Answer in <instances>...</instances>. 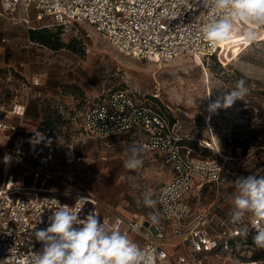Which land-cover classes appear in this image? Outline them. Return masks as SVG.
I'll return each instance as SVG.
<instances>
[{
    "label": "built area",
    "instance_id": "obj_1",
    "mask_svg": "<svg viewBox=\"0 0 264 264\" xmlns=\"http://www.w3.org/2000/svg\"><path fill=\"white\" fill-rule=\"evenodd\" d=\"M0 7V15L7 21L15 25L25 23L28 29L35 28L30 18L32 12L36 20L48 16L60 24L85 25L91 29L85 30L86 38L96 33L119 53L139 60L164 63L178 56L217 58L216 53L222 50L221 44L214 47L204 39L202 29L216 12L203 7L202 0H0ZM234 28L241 34L254 33V39L242 46L264 39V25L237 21ZM6 41L0 31V43ZM221 91L230 89L207 96L204 122L209 130L208 102ZM149 95L141 96L127 89L101 93L82 111L78 129L84 137L106 145L124 135L134 136L145 150L159 154L169 177L154 198L160 216L158 224L143 217L120 216L95 195L87 192L89 196H83L86 191L48 189V176L42 172L56 151V138L52 133H39L36 138H30L21 121L34 95L30 92L25 100H14L8 114L20 122L0 121V143L12 136L10 161L0 185V264H29L33 254L42 247L33 233L48 226L49 216L57 210L54 199L72 207L78 197L88 199L79 214L81 218L94 210L109 229L126 234L154 257L153 264H204L210 257L223 259L237 254L242 246L251 245L255 235L252 215L244 217L242 223L233 224L231 215H220L219 205L210 204L200 213L192 212L197 192L211 185L216 190L222 187L221 174L228 156L220 152L212 138L201 140L200 145L216 152L217 157L189 156L184 151L183 136L172 122L173 110L167 104L164 107L159 104V86ZM30 152L36 155V165L30 175L33 184L25 185L16 181L9 170ZM258 152L264 154V146H255L251 152L256 156L251 164V174L255 175L264 174V160L257 156ZM64 160L66 163L80 160L71 143L66 144ZM230 174L235 176L236 172ZM245 227L249 231L247 237L243 234Z\"/></svg>",
    "mask_w": 264,
    "mask_h": 264
},
{
    "label": "rangeland",
    "instance_id": "obj_2",
    "mask_svg": "<svg viewBox=\"0 0 264 264\" xmlns=\"http://www.w3.org/2000/svg\"><path fill=\"white\" fill-rule=\"evenodd\" d=\"M16 17L20 19L22 15ZM30 18L36 31L47 29L54 34L52 42L59 39L62 46L53 49L33 41L29 33L34 29H28L25 23L12 24L0 15L1 35L7 38L0 43V120L19 123L18 118L8 114L14 100H25L30 92L41 94L40 118L34 124V119L26 121L24 116L21 124L33 139L40 133L43 116L51 114L55 120L52 134L56 151L42 172L50 177L48 182H55L65 191L91 193L120 216L149 219V214L157 209L156 205L145 207L143 195L147 193L154 200L169 177L159 154L144 149L142 166L128 170L124 167L126 150L139 142L136 137L124 135L109 145L101 144L80 134L78 124L82 111L101 93L127 89L147 97L159 86V104H167L173 110L171 119L183 136L184 151L195 158H215L216 152L200 145L201 140L212 138L220 152L228 156L221 174L222 187L216 190L211 185L197 192L192 201L193 214L212 204L219 205L220 215H231L236 191L232 181L251 174V164L256 161L252 149L264 146V39L242 46L247 43L244 34L234 28L231 42L221 44L222 50L216 53L218 59L178 56L163 63L123 55L96 33L86 38L85 30L91 29L85 25L60 24L48 16L36 20L34 12ZM240 79L246 81L249 94L244 100L211 113V128L207 129L204 121L208 94L231 90ZM6 114L9 119H5ZM10 139L0 143V185L5 174V154L12 149ZM69 143L79 162H65ZM257 156L264 160L261 152ZM35 165L36 155L30 152L9 171L16 181L31 185ZM234 171L236 175L232 176ZM204 264H264V249L257 248L251 240V245L242 246L237 254L223 259L210 257Z\"/></svg>",
    "mask_w": 264,
    "mask_h": 264
},
{
    "label": "clouds",
    "instance_id": "obj_3",
    "mask_svg": "<svg viewBox=\"0 0 264 264\" xmlns=\"http://www.w3.org/2000/svg\"><path fill=\"white\" fill-rule=\"evenodd\" d=\"M202 5L216 12V16L202 29L204 39L214 47L231 42L237 21L264 25V0H202ZM252 39L253 32L244 34L246 42ZM248 94L246 81L240 79L230 91H221L215 95V99H209L207 111L215 113L221 107L228 108L235 101L244 100ZM126 152L124 167L128 170L140 168L143 164V146L134 142ZM9 161L10 157L5 155L4 162ZM232 183L236 191L233 194L235 208L231 213V222L242 223L245 215L250 213L255 218L252 241L257 248L264 249V174L237 176ZM54 201L57 210L49 216L48 226L33 233L42 247L33 254L29 264H153L154 257L146 254L126 234L109 229L94 210L81 218L79 214L88 203L86 197H78L72 207ZM156 203L149 194L143 195L145 207L154 208ZM149 221L158 224L159 214L150 213ZM243 234L245 237L249 234L246 227Z\"/></svg>",
    "mask_w": 264,
    "mask_h": 264
},
{
    "label": "trees",
    "instance_id": "obj_4",
    "mask_svg": "<svg viewBox=\"0 0 264 264\" xmlns=\"http://www.w3.org/2000/svg\"><path fill=\"white\" fill-rule=\"evenodd\" d=\"M53 33L49 32L47 29L43 28L38 31L31 30L29 33V37L31 40L39 42L41 44L47 45L49 47H53V49H58L62 46V42L59 39L55 43L52 42ZM55 120L52 118V115L43 116V121L39 124L38 131L40 133H52L54 128ZM129 136V135H126Z\"/></svg>",
    "mask_w": 264,
    "mask_h": 264
},
{
    "label": "crops",
    "instance_id": "obj_5",
    "mask_svg": "<svg viewBox=\"0 0 264 264\" xmlns=\"http://www.w3.org/2000/svg\"><path fill=\"white\" fill-rule=\"evenodd\" d=\"M41 101H42V97H41V94L38 93L36 95L33 96L32 99H30V102L28 105H26V109H25V116L27 117L26 118V121H30L31 122V119H34V124L37 122L38 118H40V106H41ZM2 107H0L1 109ZM5 119H9V116L7 114V117L5 116ZM0 121H3V122H8V123H11V124H18L17 122H13V121H10V120H0ZM20 122V121H19ZM22 125V124H21ZM6 155L9 156V154L7 153ZM80 161V160H79ZM77 161V162H79ZM7 164L8 163H5L3 164L4 166V173L6 172V168H7ZM5 175V174H4ZM50 178V177H49ZM49 178H48V181H49ZM3 181V180H2ZM47 181V187L50 189V190H62L64 191L63 189H59L58 188V184H56L55 182H48ZM2 184V183H1ZM124 217V216H123ZM125 218H129V217H125ZM131 218V217H130Z\"/></svg>",
    "mask_w": 264,
    "mask_h": 264
},
{
    "label": "bare ground",
    "instance_id": "obj_6",
    "mask_svg": "<svg viewBox=\"0 0 264 264\" xmlns=\"http://www.w3.org/2000/svg\"><path fill=\"white\" fill-rule=\"evenodd\" d=\"M195 59H201V58H199V57H197V58H195ZM49 189V188H48ZM54 191H61V190H54ZM65 191V190H64ZM66 192H70V191H66ZM83 196H86V197H88L89 195H87V194H84Z\"/></svg>",
    "mask_w": 264,
    "mask_h": 264
}]
</instances>
